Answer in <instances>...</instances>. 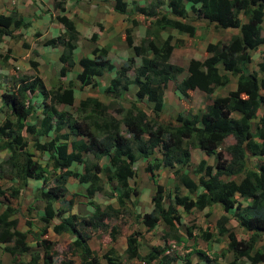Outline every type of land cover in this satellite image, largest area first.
<instances>
[{
    "label": "trees",
    "instance_id": "16d2710c",
    "mask_svg": "<svg viewBox=\"0 0 264 264\" xmlns=\"http://www.w3.org/2000/svg\"><path fill=\"white\" fill-rule=\"evenodd\" d=\"M54 16L63 31L44 39L45 45H61L58 56L60 67L56 85L47 87L38 73V61L31 60L32 75H23L10 89L0 93V151L8 155L0 162V245L11 256V264H54L57 251L54 243L45 238L50 230L56 234L67 233L72 237L71 252L78 259L66 258L61 264H126L115 243L120 235L117 225L110 226V219L142 223L144 231H152L159 222L170 229L177 228L180 211L193 208L203 210L219 205L222 214L215 221L216 232L226 241V250L232 252L227 264H259L264 261V246H257L264 236V114L254 123L258 109L264 102V49L258 70L247 73L252 53L264 47V0H148L146 4L129 7L127 0H112L110 7L125 17L127 25L121 39L141 57L138 65L133 57H127L118 67L109 57V48L94 46L93 56L75 58L74 50L80 32L72 18L65 14V0H53ZM79 1V0H75ZM187 2L196 15L188 19ZM197 5V6H194ZM138 15L145 25L142 37L135 39L134 29L139 27ZM201 19L216 29L235 28L228 41L208 42L203 59L190 58L187 65L174 64L170 56L182 39L171 34L161 36L166 29H175L190 37L195 36V20ZM31 21L16 13H0V39L3 36L21 37L22 29L30 27ZM100 30H103L99 24ZM35 35H40L38 32ZM98 36L93 32L91 39ZM133 68L134 78L126 72ZM74 70V77L68 75ZM107 72L109 79L104 92H112L114 100L105 104L95 96L79 100L80 116H75L63 107L74 106L77 92L89 86L96 88V78ZM236 78V88L227 94L215 95L206 109H197L189 116L178 113L164 120L165 91L171 83L173 92L188 98L200 89L213 95L217 87ZM130 85L134 86L135 99H129ZM40 98V101L37 99ZM123 100L128 105H123ZM117 103H120L118 105ZM60 106H63L60 108ZM121 115L117 119L109 109ZM233 113L239 115L234 116ZM122 122V123H120ZM124 124L126 132L121 130ZM32 135L30 138L28 135ZM149 137L145 141L144 135ZM235 142L228 146L231 159L228 164L217 160L214 172L204 169L201 160L197 170L204 171L206 179L200 178L201 190L196 192L197 182L183 174L181 186L188 190L181 195L176 184L173 202L165 203L163 186L156 185L151 194L152 208L139 213V188L136 186L139 159L154 154L158 139H162L163 157L149 162V171L160 163H186L189 152L183 145L184 138L194 139L206 154L214 152L227 136ZM162 136V137H161ZM248 154L262 162L248 163ZM107 158V164L101 165ZM3 163L7 169H3ZM236 172L238 179L231 176ZM227 178H221L222 175ZM39 182L37 203L42 211L29 207L26 224L31 227L34 220L40 223L36 232L39 250H32L26 240V231L18 228L13 214L19 211L21 191L29 180ZM51 179L52 182L48 180ZM131 179H134L132 181ZM77 183L84 189L88 203L93 207L87 217L71 213L73 199L66 198L68 185ZM114 199L103 207L94 199L96 193ZM244 199L245 205L238 200ZM33 209V210H32ZM234 219L245 233L238 236L229 226ZM86 227L108 230L110 243L95 251L91 248ZM30 232V229H29ZM191 235V230L186 232ZM211 230L204 229L201 237L208 241ZM140 230L126 235L125 258L140 262L133 264H171L175 256L167 254V245H155L140 254ZM181 235L174 234L180 239ZM27 255V259L22 258ZM182 264L192 263L189 255ZM199 254L202 252L199 250ZM0 264L2 261L0 260Z\"/></svg>",
    "mask_w": 264,
    "mask_h": 264
},
{
    "label": "rangeland",
    "instance_id": "374dc122",
    "mask_svg": "<svg viewBox=\"0 0 264 264\" xmlns=\"http://www.w3.org/2000/svg\"><path fill=\"white\" fill-rule=\"evenodd\" d=\"M144 0H127L129 7L133 8L135 4L143 2ZM151 1V0H150ZM53 0H0V13L10 14L16 13L21 15L25 20H30L31 25L26 29H22L21 37H8L3 36L0 39V93L3 90L10 89L17 80L23 75H32L34 73L31 60L38 61V73L43 79L47 87H52L56 85V78H58L60 62L58 56L62 50L61 45L50 46L43 43L44 39L51 36H55L63 31V27L57 21H55L54 16L58 10L53 8ZM112 0H65L66 11L65 14L72 18L76 23V26L80 29V35L76 41V48L74 50L75 58H80L81 56H93L92 48L94 46L101 45L106 46L111 50L110 58L115 62L116 66H120L126 57H134L135 54L132 48L126 45V42L121 39L124 32V27L122 29V24L120 22L121 15L116 13H109L111 8L110 4ZM192 3L187 2L186 8L189 12L188 19L193 18L196 12L191 11ZM197 6V5H194ZM113 10V9H112ZM113 12H115L113 10ZM117 14V15H116ZM108 16V19L112 22V26L105 30H98L99 24L104 23L102 18ZM118 16V17H117ZM126 20V19H125ZM195 20V19H192ZM141 22H144L141 20ZM128 23V22H127ZM197 26L196 34L193 37L185 33H181L175 29H166L165 33L161 32L162 37H166L167 34H171L174 38L182 39V44L174 48L171 54L170 61L174 64L182 65L185 67L190 58L203 59L207 54L205 51V46L208 42H226L229 40L232 32L236 29H214L212 26H208L204 20L198 19L194 22ZM144 24L138 27L137 35L136 31L133 32L135 39L137 40L144 33ZM38 32L40 35H35ZM93 32H98V37L94 40L91 39ZM164 32V31H163ZM261 34L264 36V27L261 30ZM138 36V37H137ZM264 47H260L258 51L252 53V61L248 65L247 73L258 70V62L262 60V51ZM141 62V57L137 56L134 59V64L136 65ZM74 72L68 75V79L74 77ZM130 79L134 78L133 68L126 72ZM114 74L112 72H107L101 77L96 78L97 87L91 88L89 86L83 88L77 92V98L75 100V105L69 108L60 106L64 108L75 116H80L76 106H78L79 99L86 96H95L102 100L105 104L114 100L112 92H104L109 79ZM171 83H169L165 91V102H164V120H169L174 118L178 113L184 116H189L191 112H195L197 109H206V106L211 103L215 95L227 94L229 90L236 88V78L232 76L230 81L217 87L213 95H208L206 92L196 89L193 91L192 95L188 98L181 96L178 93L173 92ZM134 89V86L131 87ZM135 90V89H134ZM129 91L128 94H131ZM40 100V98H38ZM123 100V105H128ZM120 105V103H117ZM1 105V101H0ZM110 108V107H109ZM1 110V109H0ZM109 112L116 117L121 119V115L114 109H109ZM3 112L0 111V116ZM264 114V102L260 105L258 109V116L254 120V123L258 118ZM234 116L239 115L238 113H233ZM122 123V122H120ZM121 130L126 132V127L124 124H120ZM29 138L32 135H28ZM162 137V136H161ZM145 141L149 140V137L145 134L143 136ZM158 145L155 148V152L148 158L139 159L135 162V167L137 169V175L135 176L136 186L139 188L138 194V206L137 211L141 214L145 211H149L152 208L151 194L154 192L156 185L160 184L163 186L164 200L166 204L173 202L176 184H181V176L183 174L191 177L197 182L196 192L201 190V185L199 183L200 178L206 179L204 171H198V165L201 160H204V169H209L211 172L215 170V164L217 160H223L228 164L231 159V153L228 146L235 142L233 136L229 135L225 137L221 144L216 148L214 152L206 154L204 150L196 145L194 139L184 138L186 142L183 146L188 149L190 158L186 163L174 162V163H160V165L153 167L150 171L146 169L147 165L151 161L156 162L157 158L163 157L162 149V139H158ZM8 155L7 150L0 151V162L4 161ZM248 163L250 165L260 164L262 161L257 157L250 154L247 155ZM107 160H104L101 165L107 164ZM230 163V162H229ZM3 169H7L5 163L2 164ZM231 176L238 179L239 175L232 171ZM221 178L226 179V175H222ZM134 181V179H131ZM52 182L51 179L48 180ZM39 182L33 179L29 180V185L25 190L21 191V197L19 201V211L13 214L18 220V228L22 231H26V240L28 245L32 250H39L41 247L37 244V239L41 238L40 235L36 233L38 231L40 223L37 219L34 220L31 227L26 224V218L30 213L29 207L33 209L38 206V212L42 211L41 206L37 203L40 202L37 196L38 191H36V186ZM76 184H70L68 187L71 189L75 187ZM179 192L181 195L187 194L188 190L179 186ZM71 195L68 194L66 198ZM0 200L4 201L3 197ZM107 200V199H105ZM104 198L99 201L101 205H105L106 201ZM238 200L245 205V200L238 197ZM73 208L71 207V212L78 216H87L89 211L86 207V198L82 196L74 197ZM3 209V204L0 203V211ZM32 209V210H33ZM180 211V220L177 228L170 229L163 222H159L155 229L150 232H144L140 238V243L142 248H140V254H145L147 246L161 245L163 236L165 235L166 245L169 246L167 254L169 256H175V259L171 264H182L183 257L187 252L191 250L189 255L192 263L198 262V264H227V262L232 258V252L226 250V241L216 232L215 221L222 214L221 207L219 205H212L206 207L203 210L193 208L192 210L183 211L182 208L178 207ZM88 211V212H87ZM33 216V214H32ZM122 217L117 219H110L109 223L111 225L119 226L121 232L115 243V248L120 252L123 260L126 264H133L128 262L124 255L125 248V237L136 227L144 230L143 225L140 223L134 228V226H128L129 224L125 220H121ZM131 225V224H130ZM233 227L237 232L238 236L245 237V233L242 231L241 227L237 224L234 219L228 224ZM30 229V232H29ZM191 230V235H188L187 230ZM204 229L211 230L213 234L212 237L206 241L201 237V232ZM50 231L44 235L45 238L49 239L54 243V248L57 251V261L54 264H61V260L66 258L78 259V256L71 252V247L69 243L72 237L67 233L56 234L51 228ZM86 231L89 232V244L94 250L101 247V244H107L110 242V236L108 230H102L100 228H89L86 227ZM177 233L181 235L180 239L174 238V234ZM119 240H123L122 245ZM170 243V245L168 244ZM140 246V245H139ZM151 246V247H152ZM257 246H264V236L261 237L257 242ZM199 250L202 254H199ZM23 259H27L26 254L21 255ZM0 260L2 264H11V256L6 252L2 245H0ZM154 264V263H149ZM264 264V261L259 263Z\"/></svg>",
    "mask_w": 264,
    "mask_h": 264
},
{
    "label": "crops",
    "instance_id": "0c3cea01",
    "mask_svg": "<svg viewBox=\"0 0 264 264\" xmlns=\"http://www.w3.org/2000/svg\"><path fill=\"white\" fill-rule=\"evenodd\" d=\"M132 1H137V0H132ZM148 2V0H144L143 2H139L138 4H146ZM111 8V7H110ZM109 13H116V12H113V10H112V8H111V10H110V12ZM117 15V14H116ZM118 17V16H117ZM137 19L140 21V25L142 24V22H141V20L143 21V17H142V15H138L137 16ZM102 21H104V23H102L101 24V26L103 27L102 29L103 30H105V29H107V28H109L110 26H112V22L108 19V16L107 17H105V18H102ZM120 22H121V24H122V29H123V27H125L126 25H127V20H125V17L124 16H122L121 15V17H120ZM140 25H139V27H140ZM78 28V27H77ZM79 29V28H78ZM229 29H233V28H227L226 30H229ZM235 29V28H234ZM80 30V29H79ZM98 30H100V28L98 29ZM137 30H138V27H136L135 29H134V32L136 31V35H137ZM102 31V30H101ZM237 32V30H234L233 32H232V34H234V33H236ZM98 33V32H97ZM163 33H165V31L164 32H162V35H163ZM231 34V35H232ZM143 36V34L140 36V37H142ZM98 37V36H97ZM138 37V36H137ZM97 46H101V45H98L97 44ZM93 49V48H92ZM92 51V50H91ZM110 54H111V50L109 49V57H110ZM138 55H135L134 57H133V59H135L136 57H137ZM127 58V57H126ZM125 58V59H126ZM125 59L123 60V62L125 61ZM170 59H171V57H170ZM172 61V60H171ZM122 62V63H123ZM173 62V61H172ZM115 63V62H114ZM138 64H140V62L138 63ZM138 64H136V65H138ZM131 87H133L132 85H130V89H129V91H132V93L131 94H128L127 93V97L129 98V99H135L136 98V96H135V94H134V92H135V90L134 89H132ZM79 92V91H78ZM81 99V98H80ZM79 99V100H80ZM76 100V99H75ZM75 104V103H74ZM104 160H107V158H105L104 157V159L102 160V162L104 161ZM74 184H76L75 185V187L74 188H70V187H68L69 188V191H68V194H70L71 196L69 197V198H71L72 197V199H74V197H77V196H82V197H85V194H84V189H83V187L81 186V185H79V184H77V183H74ZM67 194V195H68ZM66 195V196H67ZM86 198V197H85ZM104 198V200L105 199H107V200H105L106 201V203H108V202H111V203H113L114 205H116V203L114 202V199H111V198H108L107 196H105L103 193H100V192H98V193H96L95 194V196H94V199L95 200H97L98 202L100 201V200H102ZM86 202H87V204H86V207H87V209H88V211H89V214L87 215V216H89L91 213H92V211H93V207L88 203V200H87V198H86ZM74 204V203H73ZM74 206V205H73ZM73 206H72V208H73ZM102 207H103V205H101ZM87 211V212H88ZM71 212V211H70ZM72 213V212H71ZM87 216H82V217H87ZM129 225L128 226H134V228L137 226L135 223H131V221H126ZM131 224V225H130ZM138 225L140 224V223H137ZM142 224V223H141ZM158 225V224H157ZM156 225V226H157ZM156 226H155V228H156ZM144 227V226H143ZM154 228V229H155ZM135 230H140L142 233H143V235H145V233L144 232H146V231H144V230H141L140 228H137L136 227V229ZM64 234V233H63ZM70 236V235H69ZM165 238H167L165 235L163 236V239H162V243H160L161 245H166V241H165ZM167 240H168V238H167ZM89 242V241H88ZM119 242H121V244L123 245L124 244V241L123 240H119ZM110 243V242H109ZM108 244V243H107ZM107 244H101V246H106ZM168 244L170 245V243L168 242ZM91 246V245H90ZM152 245H150L149 244V246H147V249H146V251L145 252H148V250H149V248L151 247ZM92 248V247H91ZM101 248V247H100ZM100 248H98L97 250H95V251H98V250H100ZM125 248H126V238H125ZM124 248V249H125ZM140 248H142V244L140 243V246H139V251H140ZM93 249V248H92ZM94 250V249H93ZM168 251V250H167ZM176 260V259H175ZM137 262H140L139 260H136V259H133L132 261H131V263H137Z\"/></svg>",
    "mask_w": 264,
    "mask_h": 264
},
{
    "label": "clouds",
    "instance_id": "9594fccd",
    "mask_svg": "<svg viewBox=\"0 0 264 264\" xmlns=\"http://www.w3.org/2000/svg\"><path fill=\"white\" fill-rule=\"evenodd\" d=\"M173 50H174V49H173ZM37 100L40 101L39 99H37ZM142 225H143V224H142ZM149 232H150V231H149ZM160 246H163V245H160ZM149 249H150V248H149ZM168 249H169V247H168ZM168 249H167V250H168ZM167 250H166V252H167Z\"/></svg>",
    "mask_w": 264,
    "mask_h": 264
}]
</instances>
